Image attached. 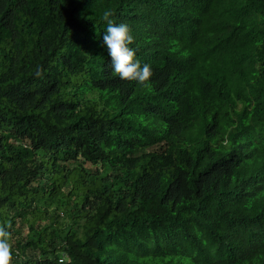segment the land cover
<instances>
[{
    "label": "trees",
    "instance_id": "obj_1",
    "mask_svg": "<svg viewBox=\"0 0 264 264\" xmlns=\"http://www.w3.org/2000/svg\"><path fill=\"white\" fill-rule=\"evenodd\" d=\"M0 229L9 264H264V0H0Z\"/></svg>",
    "mask_w": 264,
    "mask_h": 264
},
{
    "label": "clouds",
    "instance_id": "obj_2",
    "mask_svg": "<svg viewBox=\"0 0 264 264\" xmlns=\"http://www.w3.org/2000/svg\"><path fill=\"white\" fill-rule=\"evenodd\" d=\"M111 11H104L102 19L106 27L101 37L102 47L110 60L111 71L121 80L135 81L145 85L152 75L148 64L134 59V49L130 47L133 41L130 27L126 23H115L110 17ZM11 259L8 233L0 229V264H9Z\"/></svg>",
    "mask_w": 264,
    "mask_h": 264
}]
</instances>
